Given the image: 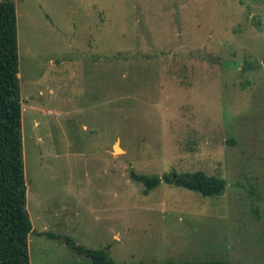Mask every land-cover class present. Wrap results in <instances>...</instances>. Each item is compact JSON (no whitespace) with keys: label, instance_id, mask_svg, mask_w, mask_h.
<instances>
[{"label":"rangeland","instance_id":"obj_1","mask_svg":"<svg viewBox=\"0 0 264 264\" xmlns=\"http://www.w3.org/2000/svg\"><path fill=\"white\" fill-rule=\"evenodd\" d=\"M5 1L30 264H264V0ZM196 171L224 194L133 178Z\"/></svg>","mask_w":264,"mask_h":264},{"label":"trees","instance_id":"obj_2","mask_svg":"<svg viewBox=\"0 0 264 264\" xmlns=\"http://www.w3.org/2000/svg\"><path fill=\"white\" fill-rule=\"evenodd\" d=\"M22 99L16 6L0 2V264H30L29 238L33 225L27 211V183L22 138ZM152 190L162 182L203 197H218L227 181L203 171L171 176L133 175ZM90 264L116 263L106 250L77 248ZM145 264V263H141ZM149 264H230L226 260Z\"/></svg>","mask_w":264,"mask_h":264},{"label":"water","instance_id":"obj_3","mask_svg":"<svg viewBox=\"0 0 264 264\" xmlns=\"http://www.w3.org/2000/svg\"><path fill=\"white\" fill-rule=\"evenodd\" d=\"M116 146H118V145H115V147H114V152H120L121 149L118 147L120 151H117Z\"/></svg>","mask_w":264,"mask_h":264},{"label":"bare ground","instance_id":"obj_4","mask_svg":"<svg viewBox=\"0 0 264 264\" xmlns=\"http://www.w3.org/2000/svg\"><path fill=\"white\" fill-rule=\"evenodd\" d=\"M116 149H117V151H120L119 148H118V146H116Z\"/></svg>","mask_w":264,"mask_h":264}]
</instances>
